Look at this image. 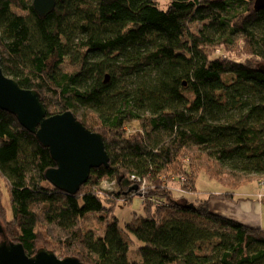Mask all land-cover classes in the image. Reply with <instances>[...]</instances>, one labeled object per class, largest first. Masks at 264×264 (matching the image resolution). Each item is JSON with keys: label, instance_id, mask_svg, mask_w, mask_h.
<instances>
[{"label": "trees", "instance_id": "obj_1", "mask_svg": "<svg viewBox=\"0 0 264 264\" xmlns=\"http://www.w3.org/2000/svg\"><path fill=\"white\" fill-rule=\"evenodd\" d=\"M255 5L57 0L41 18L33 0H0L5 75L38 91L48 116L72 112L101 134L110 157L76 194L62 191L46 177L56 167L49 149L0 109L8 239L30 257L43 247L84 264H264L261 227L183 197L201 171L229 189L264 179V8ZM170 17L176 28L159 26ZM164 176H185L191 191H165ZM144 181L160 191L133 192ZM104 182L116 186L107 193ZM136 196L146 214L122 227L114 204Z\"/></svg>", "mask_w": 264, "mask_h": 264}, {"label": "water", "instance_id": "obj_2", "mask_svg": "<svg viewBox=\"0 0 264 264\" xmlns=\"http://www.w3.org/2000/svg\"><path fill=\"white\" fill-rule=\"evenodd\" d=\"M33 5L36 13L45 18L53 13L57 0H33ZM255 6L264 8V0H256ZM0 109L14 115L25 130L36 135L49 149L56 167L46 177L56 188L74 195L88 181L93 169L109 167L110 157L103 136L89 130L72 112L48 116L38 91L23 89L5 75L1 56ZM0 236V264H84L76 257L61 259L44 248L28 256L21 243L8 239L1 222Z\"/></svg>", "mask_w": 264, "mask_h": 264}, {"label": "rangeland", "instance_id": "obj_3", "mask_svg": "<svg viewBox=\"0 0 264 264\" xmlns=\"http://www.w3.org/2000/svg\"><path fill=\"white\" fill-rule=\"evenodd\" d=\"M158 24L159 26L167 30L176 28L178 26L176 17H170L166 20L161 21ZM238 57L241 59V61H245V62L251 58L247 54H243L242 56H238ZM201 172L202 173H200L199 176L197 177V182H196V185L194 186L195 193L194 194L192 193L193 195L186 193L183 197H185L187 200H190L194 203H199V202H202L203 200H208L212 206L219 207V208H222V206H227L231 208L232 206H239V205H248V204L256 205L258 207L257 215L260 217V219H262V221L260 222L262 223L263 225L262 229L264 230V179L263 177L254 176V177L241 178L242 181L244 182L249 181L251 179H253L254 181L240 188L229 189V188H226L223 185V183L219 181L217 182L215 179H210L209 175L205 171H201ZM173 177L175 176H172V177L164 176L163 177L166 180V182L163 183V188L165 191H171V190L191 191L190 188H186L188 187V184L185 182V176H181L179 179V182H177V180H173L172 179ZM182 182L184 183L181 184ZM115 186H116L115 184H109L108 182H104L102 184V189H104L105 192L109 193L114 189ZM140 186L141 187L138 188V186L135 185L137 189L134 190L133 192L137 193L138 189H140L141 195L145 193L144 196L142 197L146 199L151 192L154 191V194H156V191H160L157 187H155V185H153V183L149 181H144ZM232 195H233V198L230 197ZM259 195L263 197V200L261 199V201H263L262 203H260V201L258 200ZM154 197H157V196L153 195V198ZM179 200L181 202H186L184 199H179ZM3 203L5 204L3 206L6 210L3 213L2 209L0 208V222L3 225V227H5L6 229V218L8 219L11 218V211H10V206L8 202V197H5V199L3 200ZM238 203L239 205H237ZM110 204L112 203H109L108 205L110 206ZM114 214L117 216L120 225L122 227H125L127 223H130L133 220V217L135 216V214L137 215L146 214V211L144 210V206H143V200L139 196H136L131 200L130 203L128 200L127 202L125 201L124 203L122 201H119L114 204ZM177 214L179 213H176L174 210H172V214H171L172 216H176ZM179 216L180 217L184 216L188 218L190 217V216H186L182 214H179ZM199 221H202V220H199ZM87 225L95 226V220L89 219ZM259 226L260 225H258V227ZM99 231L100 233H102L101 230ZM42 248L43 247H40L39 249H42Z\"/></svg>", "mask_w": 264, "mask_h": 264}, {"label": "crops", "instance_id": "obj_4", "mask_svg": "<svg viewBox=\"0 0 264 264\" xmlns=\"http://www.w3.org/2000/svg\"><path fill=\"white\" fill-rule=\"evenodd\" d=\"M209 203V201H208ZM211 210L214 212L220 213L222 215L232 217L242 221L243 223H249L250 225H255L262 228V219L257 215L258 207L256 205H239V206H232L231 208L227 206H222V208L212 206L210 203ZM224 207V208H223Z\"/></svg>", "mask_w": 264, "mask_h": 264}, {"label": "built area", "instance_id": "obj_5", "mask_svg": "<svg viewBox=\"0 0 264 264\" xmlns=\"http://www.w3.org/2000/svg\"><path fill=\"white\" fill-rule=\"evenodd\" d=\"M138 182V181H137ZM144 190V189H143ZM145 194V193H144ZM144 194L142 196H144ZM144 198V197H143Z\"/></svg>", "mask_w": 264, "mask_h": 264}]
</instances>
